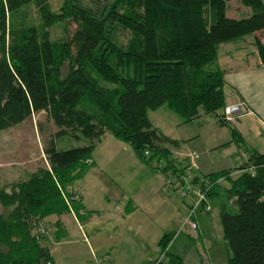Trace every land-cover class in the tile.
Segmentation results:
<instances>
[{
	"label": "trees",
	"instance_id": "trees-1",
	"mask_svg": "<svg viewBox=\"0 0 264 264\" xmlns=\"http://www.w3.org/2000/svg\"><path fill=\"white\" fill-rule=\"evenodd\" d=\"M227 1L61 0L51 10L47 0H0V132L39 112L55 128L42 148L47 166L0 190L6 209L0 213V264H52L46 237L34 239L32 223L42 219L54 230L46 217L67 211L81 219V205L68 186L91 164L90 154L106 132L165 173L169 192L172 177L181 176L208 203L218 201L226 264H264V153L246 147L230 128L232 138L221 147L234 143L245 161L189 177L193 164L170 157L165 146L177 147L178 141L147 117L148 110L164 107L184 121L201 114H212L220 126L231 121L223 115L228 104L216 47L252 34L264 66V0H240L250 10L240 18L226 16ZM29 6L38 25L25 19ZM64 20L74 25L70 37L53 41L48 28ZM115 26L128 31L125 44L109 37L108 28ZM82 102L93 109L78 108ZM62 135H81L86 144L56 149L53 138ZM171 238L161 236V257L151 264L182 263L166 252ZM197 255V264H209Z\"/></svg>",
	"mask_w": 264,
	"mask_h": 264
},
{
	"label": "crops",
	"instance_id": "crops-1",
	"mask_svg": "<svg viewBox=\"0 0 264 264\" xmlns=\"http://www.w3.org/2000/svg\"><path fill=\"white\" fill-rule=\"evenodd\" d=\"M60 4L61 0H56L57 7L50 9L57 10ZM225 14L240 18L248 16L250 10L240 0H229ZM216 56L223 71L226 103H243L232 128L246 147L264 153V140L258 139L264 135V66L258 59L253 35L218 44ZM221 150L238 148L230 143ZM90 163L68 186L81 205V219L72 211L46 217L54 227L45 238L51 263L151 264L158 258L161 236L172 234L166 252L181 257V264H185L182 223L190 199L171 195L164 187L167 175L138 160L128 144L110 133H104L95 144ZM204 214L200 220V213L195 215L198 236L206 225L208 214ZM197 261L193 257L191 264Z\"/></svg>",
	"mask_w": 264,
	"mask_h": 264
},
{
	"label": "rangeland",
	"instance_id": "rangeland-1",
	"mask_svg": "<svg viewBox=\"0 0 264 264\" xmlns=\"http://www.w3.org/2000/svg\"><path fill=\"white\" fill-rule=\"evenodd\" d=\"M47 1L49 7L53 9L56 0ZM82 1L84 3L89 2V0ZM27 14L25 19L28 23L39 24V19L32 6L27 9ZM73 29L74 25L69 20H64L48 28L49 37L53 41H63L70 37ZM107 32L110 38H114L121 44H125L129 37L128 31L117 26L109 27ZM100 83L102 85L108 84L103 81H100ZM78 108L87 111L93 109L92 105L87 102L80 103ZM147 117L151 125L156 127L162 134L178 141L177 147L168 144L165 146L170 150V157L176 159L184 157L190 165L193 163V167L190 166L191 169L188 170L189 177L191 175L200 176L206 172L232 170L239 163L245 161V155L239 150L230 152L221 150V146L231 140L230 128L234 125L233 119L228 125L224 126L218 125L212 114H201L195 119L184 121L180 116L164 107L148 110ZM51 131H55V128L50 125L44 114L39 112L0 132V190H9L11 184L24 178L23 173L28 170L33 168L34 171L39 167L47 166L42 148L48 133ZM79 138L77 140L69 135L54 137V147L60 150L78 146L81 141H85L81 135H79ZM258 139L264 140V135ZM192 152L197 155L194 160L189 159V154ZM163 160L165 159L163 158ZM200 161L203 168L199 169ZM221 184L226 185V181H221ZM194 191L195 189L192 188L187 194L180 193L178 196L179 198L187 197L190 199L185 216L190 209L189 207L194 205ZM70 203L71 201H69ZM4 211L6 209L0 205V213ZM193 212L196 217L200 213L197 217L199 220L205 215L204 213H207L208 216L205 218L206 225L201 236H197L198 228L197 233L194 234V231L190 230L186 224L182 230L183 242H186L185 251L187 255L182 256L185 259V264H191L192 258H197L198 253L207 258L209 264H226V247L219 222L218 201L215 199L210 200L208 211L195 207Z\"/></svg>",
	"mask_w": 264,
	"mask_h": 264
},
{
	"label": "built area",
	"instance_id": "built-area-1",
	"mask_svg": "<svg viewBox=\"0 0 264 264\" xmlns=\"http://www.w3.org/2000/svg\"><path fill=\"white\" fill-rule=\"evenodd\" d=\"M243 109V103L240 101L234 103V104H228L223 108V115L225 116V120H232L233 116H238L242 112ZM146 154V152H145ZM197 158V155L195 153L189 154V159L194 160ZM193 164V163H192ZM172 183L170 182L168 187L170 188L171 195L179 196L181 194H187L192 188L189 184L185 183V179L183 177H172ZM167 182V181H166ZM195 189V201L194 205L189 207V211L187 212L186 216L183 219L182 227L188 226L190 230L194 231V234L196 233L197 224L195 221V215H194V208L200 207L203 211L209 210V203L205 200L204 194L198 190V188ZM74 197H76L74 195ZM204 202V204L201 205V203ZM32 228L34 230V239L39 240L41 237H46L48 234H50L53 231L52 226L45 222L42 219H38L32 223ZM160 255L156 259L157 262L160 259Z\"/></svg>",
	"mask_w": 264,
	"mask_h": 264
}]
</instances>
